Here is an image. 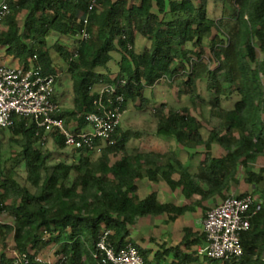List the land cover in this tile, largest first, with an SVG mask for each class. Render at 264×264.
Wrapping results in <instances>:
<instances>
[{
  "label": "trees",
  "instance_id": "1",
  "mask_svg": "<svg viewBox=\"0 0 264 264\" xmlns=\"http://www.w3.org/2000/svg\"><path fill=\"white\" fill-rule=\"evenodd\" d=\"M6 2L9 13L0 21V57L25 65L36 56L35 63L50 70L47 37L56 33L77 38L71 52L58 47L72 77L73 107L60 108L70 130H88L83 127L86 116L96 111L98 90L123 80L125 84L109 95L123 96L124 111L130 102L137 109L150 105L156 136L177 143V150L168 154L141 148L129 152V137L120 130V121L111 135L113 144L96 139L93 145L100 146L99 152L72 148V162L62 159L51 165L53 150L43 145L52 139L65 146L62 136L53 132L42 140V130L36 135L26 119L15 120L8 128L10 141L19 148L15 160L2 159L0 142V218H11L8 223L0 220V235L11 236L10 251L25 255L29 264H41L29 250L53 242L55 264H97L95 243L108 229L117 250L131 242L146 264H264V167L249 166L264 156V0ZM84 19L86 40L78 36ZM137 37L145 41L140 49ZM115 64L114 73L110 67ZM161 80L178 81V96L190 104L176 108L146 97L145 90ZM201 83L208 98L200 92ZM233 97L231 107L222 105L223 99ZM104 101L109 104L107 95ZM202 121L215 124L206 137ZM185 149L189 158L183 163L179 156ZM20 165L24 177L18 174ZM239 166L248 189L235 195L257 190L261 198L241 235L239 258L199 255L197 247L206 235L195 224L184 225L174 244L152 235L134 239L133 231L147 217H161L168 224L197 208L205 216L210 208L206 202L230 196L239 181ZM162 182L185 202L163 201L157 188ZM142 186L149 188L144 195ZM14 258L0 248V264H15Z\"/></svg>",
  "mask_w": 264,
  "mask_h": 264
},
{
  "label": "built area",
  "instance_id": "2",
  "mask_svg": "<svg viewBox=\"0 0 264 264\" xmlns=\"http://www.w3.org/2000/svg\"><path fill=\"white\" fill-rule=\"evenodd\" d=\"M9 13L6 0L0 3V21ZM84 27L79 33L83 40L88 38L86 30L87 20H83ZM76 56L74 52L73 56ZM15 66H0V129L13 128L15 120L26 119V124L36 128V135L42 130V140L48 134L55 132L62 136L66 147L100 151V146L93 145L98 139L106 144H113L112 133L120 123L124 110V98L113 95L117 87L125 84L123 80L118 85L108 84L98 90L94 100L95 112L86 116V123L91 130L74 132L70 130L60 117V107L53 101L55 94L56 75L44 70L35 63ZM120 83V84H119ZM107 95L108 103L104 98ZM258 193V194H256ZM261 205L260 194L257 190L236 196H228L220 204L207 211L202 220V227L206 235L205 243L197 248L199 255L213 260H230L239 258L243 254L241 235L249 227L250 218ZM110 230H103L95 243L93 257L97 264H146L137 247L127 242L118 250L109 240ZM20 264H29L25 255L18 257ZM41 264H54L49 259L43 261L35 257Z\"/></svg>",
  "mask_w": 264,
  "mask_h": 264
},
{
  "label": "rangeland",
  "instance_id": "3",
  "mask_svg": "<svg viewBox=\"0 0 264 264\" xmlns=\"http://www.w3.org/2000/svg\"><path fill=\"white\" fill-rule=\"evenodd\" d=\"M2 0H0V3ZM77 38L74 37L73 39H69L64 36H58L56 33H51L47 39H46V45L49 49V54L51 58V66L50 70L57 76L56 84H55V94L53 97V101L59 104L60 108L62 109H69L73 107V86H72V77L67 71V63L62 60L60 56V52L58 51V47H63V49L67 50L68 52H71L74 49V44ZM144 39H141L140 37H137V47L138 49L142 48L144 45ZM206 51H208L206 49ZM205 59L206 56L204 55ZM15 66L19 67L22 65H19L18 63H12L11 60L8 57H0V66ZM117 68V64L113 65L111 68V71L115 73V69ZM178 81L171 82L169 80H161L158 84H156L152 88H148L145 90V96L148 97L150 100L152 99L157 104L158 103H166L167 105L181 108L183 106L189 105V101L185 96L179 97L178 96V88H179ZM200 92L202 93V96L205 98H208V93L206 92L204 88V84L201 83L199 86ZM235 97L232 98V100L226 101L225 99L222 100V105L224 107H231L232 102ZM153 104V102H151ZM150 105H145L143 108L137 109L133 103H129L126 107V110L124 111L122 118H121V124H120V130L122 132H125L127 136L129 137V141L127 142V149L129 152L133 150V148H141L145 150H157L170 152L171 150H177V143L170 139L165 137H157L156 136V122L152 115L153 110L149 109ZM193 114L197 119H199L198 115L195 111H192ZM202 132L204 136L206 137L208 135V131L212 126H214V123H208L206 121H202ZM73 127V126H72ZM83 129L91 130V127L86 124ZM8 129L4 130V134H0V142H1V149H2V159L8 160L10 158H16L14 156H18L19 148L10 141V133H8ZM44 148H48L50 150H53L52 159L50 161V164L53 165L62 159H65L67 162H72L73 158L72 156L75 154L74 150L70 147L62 146L59 144H54V141L52 139L47 140V142L43 145ZM132 149V150H131ZM188 151L182 150L180 152V160L185 163L188 161ZM250 168L253 170H257L260 167H264V156L256 158L254 161L250 162L249 164ZM18 168V174L21 176L26 175V171L23 165H20ZM244 172L243 169L239 166V174H238V183L233 184V187L231 188L230 195L232 194H238L241 192H244L248 189V185L244 182ZM141 188V195L146 194L149 188L142 186ZM159 190H161L162 193V200L163 201H169L173 203H184L185 201L183 198L179 195L177 192L171 191L164 182L159 184L157 186ZM258 194V193H256ZM222 201V199H217L214 201H208L206 204L210 207L208 210L216 206ZM204 218V215L200 211L199 208L196 209V212L194 214H189L185 217H183L182 220L178 219L175 222L172 223H164V218H150L147 217L146 219H143L136 230L133 231L132 236L134 239L138 238V234H143V236L148 237L150 235L154 236L155 238H162L168 242H174L176 243L179 241L181 235H182V227L184 225H193L200 227L202 220ZM2 223H8L11 222V218L8 217L6 214L5 216H2L0 218ZM45 240L48 239V235L44 237ZM136 241V240H134ZM13 245L11 236L2 237L0 235V248L2 250H5L9 257L15 259V264H20L18 256H16L12 251H10V247ZM56 251V245L51 242L48 244H44L41 248L38 250L30 249V254H35L36 258H39L43 261L50 260L52 263H56L57 257L55 256Z\"/></svg>",
  "mask_w": 264,
  "mask_h": 264
},
{
  "label": "crops",
  "instance_id": "4",
  "mask_svg": "<svg viewBox=\"0 0 264 264\" xmlns=\"http://www.w3.org/2000/svg\"><path fill=\"white\" fill-rule=\"evenodd\" d=\"M200 227H202V223H201V226H200ZM204 243H205V242H204ZM203 245H204V244H203ZM198 247H199V246H198ZM198 247H197V248H198Z\"/></svg>",
  "mask_w": 264,
  "mask_h": 264
},
{
  "label": "clouds",
  "instance_id": "5",
  "mask_svg": "<svg viewBox=\"0 0 264 264\" xmlns=\"http://www.w3.org/2000/svg\"><path fill=\"white\" fill-rule=\"evenodd\" d=\"M52 72V71H51ZM56 78H57V76H56Z\"/></svg>",
  "mask_w": 264,
  "mask_h": 264
}]
</instances>
